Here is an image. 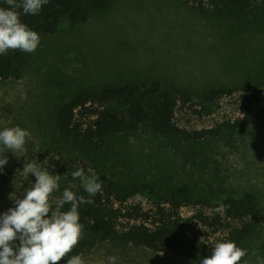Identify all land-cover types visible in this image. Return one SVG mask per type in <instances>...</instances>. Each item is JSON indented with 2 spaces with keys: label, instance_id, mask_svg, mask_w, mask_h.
Instances as JSON below:
<instances>
[{
  "label": "rangeland",
  "instance_id": "obj_1",
  "mask_svg": "<svg viewBox=\"0 0 264 264\" xmlns=\"http://www.w3.org/2000/svg\"><path fill=\"white\" fill-rule=\"evenodd\" d=\"M39 36L23 77L0 82V130L20 126L31 133L26 152L6 153L0 201L22 198L35 182L33 174L22 172L25 161L61 176L50 201L65 188L81 185L71 173L89 167L100 181L142 184L166 197L213 205L251 193L262 218L242 246L248 255L240 264H255L253 249L264 258V123L237 132L224 130L217 138L201 141L162 136L147 125L136 134L111 137L97 152L71 143L55 124L57 109L81 92L152 80L191 96L192 101L179 104L175 112V122L187 131L242 117L251 100L264 96L261 14L220 15L208 0H114L109 10L85 24L70 28L62 23L57 33ZM247 85L256 91L244 92ZM218 88L236 91L206 103V94ZM194 210L184 206L181 214L191 216ZM227 232L196 226L189 234L207 240L212 248ZM110 256L115 264H193L187 254L154 253L116 242L101 243L82 257L85 264H109Z\"/></svg>",
  "mask_w": 264,
  "mask_h": 264
},
{
  "label": "trees",
  "instance_id": "obj_2",
  "mask_svg": "<svg viewBox=\"0 0 264 264\" xmlns=\"http://www.w3.org/2000/svg\"><path fill=\"white\" fill-rule=\"evenodd\" d=\"M113 1L49 0L39 14H22L21 20L38 34L52 35L59 31L62 23L70 28L87 23L93 15L109 10ZM208 2L220 15L237 17L261 14L264 18V0ZM0 7H6L4 0H0ZM198 9L205 11L202 4ZM29 58L30 53L20 50H9L7 54L0 55V82L20 80ZM235 91L218 88L206 94L204 100L214 104ZM255 91L253 85L244 88L246 93ZM191 101V96L175 85L165 87L154 80L126 83L79 93L57 109L55 124L65 139L83 149L97 152L111 137L136 134L147 125L162 136L201 141L217 138L224 130L237 132L264 123L263 96L251 100L242 117L213 128L187 131L175 122V112L179 104L186 105ZM101 182L102 191L92 197L94 203L80 206V222L84 226L82 238L60 264H65L72 255H85L101 243L116 242L128 246L129 241L134 242L133 247L154 253L187 254L193 259V264H200L203 257L211 254L212 248L207 240L189 234L196 226L215 233L228 230L224 240L234 241L242 248L251 236L254 224L262 218L258 199L251 193L242 197H227L213 205L209 201H194L189 197H166L154 189L148 190L142 184L124 186L113 180ZM71 190L77 196L88 198L81 185ZM137 194L140 199H137ZM1 198H4L2 187ZM145 202L150 206L146 207ZM221 205L223 210L216 212L215 209ZM15 206L14 200L0 201V215ZM184 206L195 208L194 213L184 217L181 214ZM67 208L68 205H65L63 210Z\"/></svg>",
  "mask_w": 264,
  "mask_h": 264
},
{
  "label": "clouds",
  "instance_id": "obj_3",
  "mask_svg": "<svg viewBox=\"0 0 264 264\" xmlns=\"http://www.w3.org/2000/svg\"><path fill=\"white\" fill-rule=\"evenodd\" d=\"M48 3L49 0H4L6 7H0V55L9 50L33 53L37 49L40 36L22 22L21 15H37ZM30 138L31 133L20 126L0 130V170L8 163L6 153L26 152L25 144ZM22 172L33 174L35 182L25 189L22 198L14 200L15 207L0 215V264H60L82 238L84 226L79 208L94 203L92 197L102 191L100 177L91 167L87 171L79 168L71 175L79 179L88 198L65 188L60 197L50 201L60 188L61 176L42 170L34 161H25ZM65 205L67 210H63ZM222 210L223 205L215 209L218 213ZM128 246L133 247L134 242L129 241ZM251 254L256 257L255 264H264L256 249ZM246 255L248 249L222 240L214 243L211 254L203 257L200 264H240ZM115 259L108 257L109 264H115ZM65 264L85 261L77 254L67 258Z\"/></svg>",
  "mask_w": 264,
  "mask_h": 264
}]
</instances>
